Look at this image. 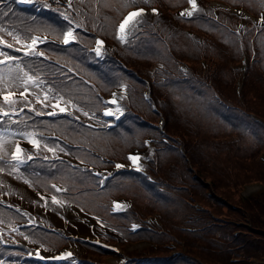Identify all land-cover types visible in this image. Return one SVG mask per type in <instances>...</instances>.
Masks as SVG:
<instances>
[{
	"label": "trees",
	"instance_id": "trees-1",
	"mask_svg": "<svg viewBox=\"0 0 264 264\" xmlns=\"http://www.w3.org/2000/svg\"><path fill=\"white\" fill-rule=\"evenodd\" d=\"M225 1L244 4L251 11H264V0ZM163 5H167L164 0ZM51 12L52 9L47 7L40 9L38 4L31 8H21L12 2H2L0 31L7 36L25 39L30 33L43 31L47 24L54 26L59 21L45 18L51 16ZM54 16L58 17L60 14ZM200 16L202 13L193 22L204 21ZM84 17L90 20L87 16ZM147 23L148 27L155 24L156 27H161L163 21L147 19ZM170 26L177 28L173 24ZM200 28L204 30L203 27ZM142 29L143 26L139 27L140 31ZM262 33L264 34V29ZM178 34L185 38L183 31L170 29L166 37L158 32L156 40L163 46L165 37L169 50H172V37L175 39ZM211 35L205 37L209 49L206 47L204 51L196 48L192 55L189 47L182 45V54L198 60V55L202 52H211L213 58L211 57L207 81L226 90L225 105L207 103L205 89L190 88L186 86V82H182L181 92L177 82L166 83V79L161 77L152 78L145 65L154 61L157 55L149 54L151 40L146 34H142L138 41V46L143 47V53L138 56L142 64H130L141 76L150 78L153 101L159 105L167 119L166 134L184 150L185 157L193 164L199 177L193 178L185 157L177 148L159 145L155 150L147 168L157 181L156 191H150L151 197L146 202L148 207L142 213H146L150 206L157 208L155 202L159 199L164 229H157L160 233L154 236L150 233L149 239L157 243V248L139 255L143 260L138 264H251L253 258L258 259L259 264H264V189L244 202L240 200L239 194L245 182L264 181V162L260 160V154L264 151V125L255 123L242 112L245 109L264 120V44H261L262 60L250 68L246 93L243 98H239L230 88L231 75L224 71L223 67L228 66L219 63L228 61L229 64L235 59V51L229 45L233 39L224 35L226 39L221 40L216 34ZM262 37L264 40V35ZM133 44L134 39L128 47L131 48ZM123 53L128 55L120 48L119 54ZM133 55L134 51L130 54V63ZM19 65L34 74L31 64ZM125 81L129 84L132 101H126L129 112L118 127L119 134L114 137L115 142L124 148L146 133L157 137L156 131L149 124L157 121L156 114L152 109L141 106L143 83L129 72ZM194 89L196 92L192 93ZM40 126L43 130L50 131L54 122L45 121ZM25 128L31 127L26 125ZM25 128L19 126L16 130ZM121 153L123 150L112 155L117 157ZM83 159H87L92 165H101V160L90 154H86ZM24 170L31 172L30 165ZM56 172L57 169L47 166L43 175L51 181ZM75 172L77 177L71 176L72 182L79 178L82 184L83 179L91 176L87 171ZM123 179H133L137 182L138 189H146L151 185L147 178L138 176H123ZM94 187L96 183L91 179V189ZM111 190L109 187L106 191ZM208 192L210 196L207 195ZM195 200L203 204L202 209L193 206ZM135 218L134 214L127 213L120 218V224ZM230 218L244 220L242 228L246 230L239 229L241 232H237L236 227L227 221ZM15 219H18L16 215L0 207L1 221L11 224ZM184 227H191L194 232L182 230ZM169 243H174L177 249L182 250V256L172 258L167 249Z\"/></svg>",
	"mask_w": 264,
	"mask_h": 264
},
{
	"label": "rangeland",
	"instance_id": "rangeland-1",
	"mask_svg": "<svg viewBox=\"0 0 264 264\" xmlns=\"http://www.w3.org/2000/svg\"><path fill=\"white\" fill-rule=\"evenodd\" d=\"M115 0H102V10H103V13H108L109 11V8L111 6V2H114ZM167 3L170 1V0H166ZM180 1H184V0H177V2H180ZM137 51V50H135ZM182 57V54L179 55ZM5 59V57L3 56V54L1 53V48H0V62H2L3 60ZM138 65H141L142 62L140 60V58H138V62H136ZM136 63H130L131 65H135ZM6 68V70H4ZM5 73V74H8V76L11 77V80H10V77H6V80H3L1 81L0 79V94H8L9 92H12L10 90H23L25 92H28L30 93L31 95H33L34 97H36L38 99V104L40 105L39 106V109H41V105L42 106H46V107H58L62 104H55L53 103L51 100L49 99H46V98H42V96H44L38 89H36L34 87V85L32 84V80L30 79H26V77L21 74L19 75L18 74V71H17V68L14 66V64H10L8 66H4L3 64L0 65V77L3 76L2 73ZM35 99V98H34ZM81 111V110H80ZM80 111H77L76 110V113L81 115ZM160 112V108L158 110ZM82 113H84L83 111H81ZM85 115H87V117L85 116L84 117V120L87 121V122H96V119H89V118H92L90 115L84 113ZM97 122L99 123V120H97ZM18 138L20 139H26L28 140L29 142L35 140L34 138V135H24V136H19L17 134H14L10 131H2L0 130V149L1 151L7 156L9 157V152L11 150H14L17 146V143L16 141L18 142ZM32 143V142H31ZM151 152V151H150ZM149 152V154H150ZM39 153L41 154H45L46 157H48V159H56L57 156H55L56 154H58L57 152H53V151H45L44 149H41L39 151ZM57 169V172L52 176L53 179H65L63 176H62V172H63V168H62V165L60 164L59 167L55 168ZM20 169L19 168H15L14 171L18 173ZM77 173L76 172H71L68 170L66 176L67 178H70L71 176H75L77 177L76 175ZM5 179H8L7 177L4 176L3 173L0 172V193H7L9 195L10 198L12 199H16V200H24V201H32V204L34 207H36L37 209H39V214L41 216H44L43 214V210L44 208H46L48 206V211L50 212V216L54 219H56V214L60 215L61 217H64V218H67V220H69L72 224V226L77 229V231H80V232H84V233H93L97 236L99 235H102V236H105V232L103 231V229L101 227H96L95 230L93 232H86L82 229H79L78 227V224L76 223V221H72V218L76 215H73L72 213H67L66 209L64 207H62L61 205H57V204H52V205H48L47 203H44V201L38 199V196L37 194L40 193L39 191V188L37 187L36 183H32L30 182L27 178V182L28 184H26L25 182H22L23 180L18 179L19 182H17L16 180L14 181V188H9L6 186V181ZM251 180V179H249ZM247 181V180H246ZM22 183L24 185L27 186V188H29L30 190V193L33 194V196H31L29 194L30 197L26 198V193H24V190L26 189L25 187L22 186ZM253 185H264V181L263 180H253V181H248V182H245L243 185H242V189L240 190L239 194H240V200L242 202L246 201L247 200V197L244 196V194L242 193L243 190L247 189V187H250V186H253ZM27 190V189H26ZM37 194H36V193ZM95 202H99V199L98 198H94L93 199ZM196 202H198L199 204L203 205L199 200H195ZM141 207V203H138ZM63 205H66V204H63ZM67 206V205H66ZM72 207V206H70ZM143 209V208H142ZM94 219V218H93ZM96 220V219H94ZM229 223H232L235 227H236V231L237 232H241L240 230H246V228H242L244 227L243 226V222H245L244 220H242L241 218H230L227 220ZM73 222V223H72ZM37 224V223H35ZM92 222L91 221H85V225L86 226H89L91 225ZM42 228H46L44 226H41ZM4 229L6 230L8 233H9V229H5L3 227L0 226V229ZM93 226L91 225L90 226V230H92ZM47 229V228H46ZM240 229V230H239ZM13 230H16L15 228H13ZM89 230V231H90ZM0 236H1V233H0ZM35 242H38V243H41L42 244V241H41V238L39 236H34L32 238ZM37 246V245H35ZM40 246V245H39Z\"/></svg>",
	"mask_w": 264,
	"mask_h": 264
},
{
	"label": "bare ground",
	"instance_id": "bare-ground-1",
	"mask_svg": "<svg viewBox=\"0 0 264 264\" xmlns=\"http://www.w3.org/2000/svg\"><path fill=\"white\" fill-rule=\"evenodd\" d=\"M22 97V96H20ZM26 148L25 146H21L19 149V153L18 156L22 157L24 156L25 152H26ZM17 154V152H16ZM38 196V195H37ZM41 198H43L44 200H46L48 202V204H58L57 201L54 198H51L48 195H45L43 193H41V195H39ZM38 196V199L42 200L40 197ZM43 201V200H42ZM55 201V202H54ZM68 213H72L73 215L77 214V216L74 218V220L76 221V223L78 224L79 227L83 228V229H90V225L86 226L84 220L88 219V220H93L92 218H90L89 216H86L85 214L80 213L78 210H76L75 208L69 207L66 210ZM98 225L97 222H95L93 220L91 225Z\"/></svg>",
	"mask_w": 264,
	"mask_h": 264
},
{
	"label": "snow or ice",
	"instance_id": "snow-or-ice-1",
	"mask_svg": "<svg viewBox=\"0 0 264 264\" xmlns=\"http://www.w3.org/2000/svg\"><path fill=\"white\" fill-rule=\"evenodd\" d=\"M189 3L192 5V8L193 9H195L196 7H197V5H196V3H195V0H189ZM140 13H131L130 14V16H129V18L128 19H131V17L132 16H136V15H139ZM189 15H191V13H189ZM125 23H127V20L125 21ZM121 29L123 30V25H121ZM72 37V33H71V31H69L68 33H66V35H65V43H68V40L70 39ZM98 43H100V42H98ZM97 52L99 53V49H97ZM25 54H27V53H25ZM29 79H31L30 77H29ZM21 95H23V93H21ZM4 99H5V101H8L9 100V96H7V95H5L4 96ZM14 102V101H13ZM61 110H63V109H61ZM7 113H5V115H6ZM107 114V113H106ZM34 145L36 144V141H31ZM19 151H20V149H19V147H17V154H14V158H16V159H18L19 157H18V153H19ZM129 159H131V160H133L134 162H135V160L137 159V157H135V156H132V157H129ZM117 167H120L119 165L117 166ZM55 202V201H54Z\"/></svg>",
	"mask_w": 264,
	"mask_h": 264
}]
</instances>
